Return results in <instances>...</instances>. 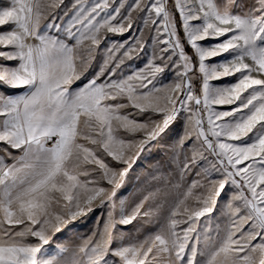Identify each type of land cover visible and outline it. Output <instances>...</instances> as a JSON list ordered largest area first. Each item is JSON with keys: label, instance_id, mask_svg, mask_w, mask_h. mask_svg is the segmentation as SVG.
I'll return each mask as SVG.
<instances>
[{"label": "snow or ice", "instance_id": "6c2138e0", "mask_svg": "<svg viewBox=\"0 0 264 264\" xmlns=\"http://www.w3.org/2000/svg\"><path fill=\"white\" fill-rule=\"evenodd\" d=\"M115 2L73 0L60 17L52 13L63 0H10L0 8V29L7 28L0 31V88L26 89L21 95L0 94V143L22 152L10 165L0 160V264H59L55 256L42 253L50 233L90 211L98 198L111 200L131 166V153L158 141L184 113L185 133L178 146L195 139L200 155H211V170L222 177L207 187L206 196L196 197L203 207L185 206L192 189L204 187L193 181L160 232L115 248L110 212L99 238L79 246L82 259L73 253L69 264H161V258L162 264H264V0H173L171 9L168 0H131L127 5L120 0L112 7ZM134 12L146 13L138 35L109 48L99 71L73 89L90 66L101 33L131 32ZM49 15L52 19L44 24ZM45 29L62 32L64 38ZM146 30L155 32L152 58L144 69L113 79L125 59L144 51ZM220 37L225 39L214 45L200 43ZM186 45L194 57L185 51ZM224 53L231 59L211 67L206 63ZM197 69L202 78L199 96L193 87ZM169 70H174L175 82L157 86V75ZM237 73L239 78L230 86L210 84ZM223 105L235 107L214 110ZM129 107L148 120L124 114ZM121 131L124 136L118 135ZM137 133L142 134L139 140ZM103 157L126 167L118 171ZM88 165L93 168L83 170ZM189 166L186 162L184 170ZM95 171L112 186L111 192L96 186L95 180L80 179ZM228 184L236 188L232 199L240 204L234 209L228 205L232 215L219 247L202 251L200 235L193 236L195 223L214 211ZM148 199L130 214L122 207L119 223L152 216L150 211L141 213ZM181 224L188 227L180 229ZM27 237L38 242H25ZM209 239L205 236L203 243ZM66 251L59 248L60 253Z\"/></svg>", "mask_w": 264, "mask_h": 264}, {"label": "rangeland", "instance_id": "374dc122", "mask_svg": "<svg viewBox=\"0 0 264 264\" xmlns=\"http://www.w3.org/2000/svg\"><path fill=\"white\" fill-rule=\"evenodd\" d=\"M51 2V0H47ZM120 0L112 5V7L118 6ZM125 4L130 3L131 0H124ZM221 0H217L220 3ZM10 0H0V8L8 6ZM73 0H63V4L55 8L52 15L57 17L63 16L66 9L71 7ZM173 0H168V6L171 9ZM111 10V9H109ZM125 9H122V13ZM234 11H238L234 9ZM52 15H49L47 20L43 23L46 24L52 19ZM146 16V13H133V28L131 32H125L123 35L113 33H101L100 43L96 47L93 53V59L90 66L85 70L81 81H76L73 85V89L81 87L84 83H87L100 69L103 61L108 56V49L114 48L121 43L131 41L133 36L138 35V30L143 27V20L141 17ZM67 19V17H65ZM180 19V18H179ZM116 23V22H113ZM43 27V24H42ZM7 30L0 29V31ZM50 35L64 38V34L56 33L55 30H47ZM154 30L149 33L147 30L144 33V39L146 46L143 52H139L133 59H125L124 63L117 69V75L113 79L126 78L130 74L135 73L138 69H144L148 60L152 58L154 45L151 42V36H154ZM167 38L166 36L164 37ZM225 37L218 39L209 38L206 41L200 42L201 44L208 46L214 45ZM191 49V48H190ZM186 51V50H185ZM192 55L194 57L193 50ZM156 54L159 55L158 48ZM191 56V54H188ZM225 58L231 59L230 53H224L221 56L212 57L206 61L211 67L218 65L223 62ZM156 63H160L157 59ZM246 63L251 64V60L246 59ZM3 63V62H0ZM16 62H12L15 65ZM194 63H197L194 58ZM255 75V73L253 74ZM240 74L237 73L234 76L224 77L220 81H211L210 84L213 87H226L235 83L239 78ZM176 77L174 70L166 71L163 75H157L156 83L159 86L161 83H173ZM202 78L198 72V69L193 75V87L196 95H202ZM16 91H26V89H7L0 88V94L7 93L11 94ZM248 93H244L246 96ZM235 105H223L214 106L215 111H228ZM124 114H129L131 117L140 122H146L148 117L145 115H137L136 111L132 108L123 109ZM187 113H184L176 121H174L164 135L158 140L153 141L145 146L143 151L131 153L132 162L129 167L127 174L121 181V184L115 190V195L112 196L111 200L105 199L101 202L98 198L93 202L91 210L85 214L78 216L75 220H69L67 223L61 225L59 231H52L50 233L49 244L44 245L42 253L45 257L55 256L59 264H69L72 259L73 253L77 254V258L82 259V254L78 253L79 246L83 245L89 239L95 241L99 238L98 234L103 230L104 223L109 219V213H112V219L115 223L113 228V243L112 247H118L121 245L138 244L160 232L162 228L168 222L170 211L179 203L180 200L184 199L185 193L188 192L193 181H199L200 185L204 187H196L192 189V196L185 201V206L190 210L203 207L202 201H197V196H206L207 187L212 183L219 181L222 177L219 173L211 170V161L213 157L207 152H203L200 155L201 150L199 144L195 139L186 140L184 147H179L178 143L185 133V119ZM239 115V114H237ZM159 119V117H153ZM205 127H207V113H204ZM232 120L233 117L225 118ZM1 121V117H0ZM118 135L124 136L125 134L121 131ZM142 137L141 133L136 134V139L139 140ZM125 138H127L125 136ZM241 143V142H234ZM8 153H11L9 155ZM22 155L20 150L9 148L6 144L0 143V160L4 164L10 165L14 162L15 158ZM195 159L193 160V158ZM106 163L116 170H122L126 165L116 164L110 157H103ZM188 162L189 169L184 170L183 165ZM93 166H85L83 170H90ZM82 181L95 180L96 186L105 187L111 192L112 186L108 185L103 180L98 171L92 172L89 176H81ZM92 186V185H90ZM236 188L231 184H228L220 196L216 199V203L213 205L214 211L201 217L199 221L195 223L196 232L193 233L195 236L197 233L201 238V245L199 247L202 251H210L219 247L220 243L226 236L229 228L230 219L232 215V209L228 208L229 203L232 204L233 209L240 204L239 201H234L232 198L236 195ZM145 197H149L148 200L144 201V206L141 209V213L150 211L153 213L150 217L138 216L131 224L121 225L119 223L121 208L126 214H130L131 210L139 204ZM181 206V211H183ZM58 212L66 213L68 209L58 208ZM241 215H244L242 209ZM178 219H186L185 216H179ZM24 226H16L14 231L21 230ZM188 227L187 224H181L180 229ZM245 231L247 225H244ZM239 235V233L237 234ZM205 236L210 239L207 244H204ZM28 243H37L38 241L34 237H27ZM255 243V241L253 242ZM64 247L67 249L66 252L60 253L59 248ZM151 260L152 257L150 256ZM198 259H201L198 257ZM111 264V261H110ZM162 264V258H161Z\"/></svg>", "mask_w": 264, "mask_h": 264}, {"label": "trees", "instance_id": "16d2710c", "mask_svg": "<svg viewBox=\"0 0 264 264\" xmlns=\"http://www.w3.org/2000/svg\"><path fill=\"white\" fill-rule=\"evenodd\" d=\"M176 20H177V26H178V28H180V19H179L178 14H176ZM180 32H181V36L183 37L182 28L180 29ZM185 50H186V52H187L188 54H191V56H193L190 47H188V46L186 45V46H185ZM193 62H194V60H193Z\"/></svg>", "mask_w": 264, "mask_h": 264}, {"label": "crops", "instance_id": "0c3cea01", "mask_svg": "<svg viewBox=\"0 0 264 264\" xmlns=\"http://www.w3.org/2000/svg\"><path fill=\"white\" fill-rule=\"evenodd\" d=\"M243 3H251V0H242ZM23 94V91H16V92H13L11 93L10 95H21ZM4 118L1 117V121L3 120Z\"/></svg>", "mask_w": 264, "mask_h": 264}]
</instances>
